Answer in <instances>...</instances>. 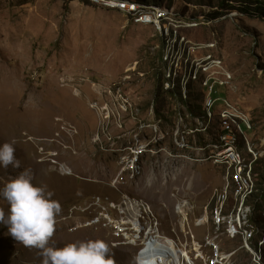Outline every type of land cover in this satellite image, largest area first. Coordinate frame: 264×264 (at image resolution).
Wrapping results in <instances>:
<instances>
[{
  "label": "rangeland",
  "instance_id": "374dc122",
  "mask_svg": "<svg viewBox=\"0 0 264 264\" xmlns=\"http://www.w3.org/2000/svg\"><path fill=\"white\" fill-rule=\"evenodd\" d=\"M121 1L137 13L91 0H0V144H28L36 159L15 150L20 167L0 168V187L30 169L33 184L61 206L50 245L103 240L113 264H142L153 236L154 244L166 240L162 264H182L181 245L164 236L184 245L192 264H264V230L252 222V205L264 196V20L224 17L225 9L216 21L199 19L225 0L115 4ZM232 2L257 13L244 0ZM157 7L178 14V23L170 27ZM139 15L151 22L135 23ZM172 66L183 102L170 98L157 120L156 77L162 72L167 84ZM190 91L202 110L213 104L212 117H191ZM231 124L238 133L224 139ZM39 161L46 163L38 168ZM244 169L252 197L241 196L233 179ZM0 208L7 213L3 199ZM138 227L146 230L142 245ZM38 251L0 224V264H41Z\"/></svg>",
  "mask_w": 264,
  "mask_h": 264
},
{
  "label": "clouds",
  "instance_id": "9594fccd",
  "mask_svg": "<svg viewBox=\"0 0 264 264\" xmlns=\"http://www.w3.org/2000/svg\"><path fill=\"white\" fill-rule=\"evenodd\" d=\"M191 94L193 93L191 92ZM199 99L200 98L198 97V100ZM198 100L192 102L190 95L191 105L194 104L197 107L196 103ZM14 152L15 148L13 143L6 142L0 144V168L8 169L11 166L13 169H16L20 167V161L16 159ZM51 197L52 193L46 191L44 186H36L33 184L31 170L24 169L14 179L0 187V199H3L8 205L7 213L0 208V224L7 227V234L15 241L20 242L29 248L39 250L38 255L42 257L41 264H113L109 246L103 240L68 243L62 247L50 245L49 241L54 233L55 219L61 213L59 202L53 200ZM126 199H130L131 201L135 200L131 198ZM100 202L101 200H97V205H99ZM252 207L254 212V205H252ZM128 211L129 213H133L132 209H129ZM128 211L124 213V215L128 214ZM135 220L137 221L139 219ZM199 221H203L201 226H204L209 223V218L206 216ZM198 222L196 226L200 227ZM136 226H138L137 222ZM145 234L146 230L143 227H138L137 235L138 240L141 241V245ZM164 237L175 241V239L166 236ZM138 252L135 255L136 258L138 257Z\"/></svg>",
  "mask_w": 264,
  "mask_h": 264
},
{
  "label": "bare ground",
  "instance_id": "6f19581e",
  "mask_svg": "<svg viewBox=\"0 0 264 264\" xmlns=\"http://www.w3.org/2000/svg\"><path fill=\"white\" fill-rule=\"evenodd\" d=\"M85 1V0H84ZM91 1H98L99 2V4H103V5H105V6H107V7H110V8H114V9H110V10H117L118 11V8L119 9H121L122 10V12L123 13H125V14H127L128 16H132L134 13H137V5H130L128 2H125V1H121L120 2V4H115V2H113V1H118V0H91ZM88 3H89V1H88ZM138 3V2H137ZM140 4V3H139ZM92 5V4H91ZM126 5H128V6H132V7H128V6H126ZM142 5V4H141ZM115 7H117V8H115ZM140 7V9H143V7L142 6H139ZM155 10L157 11V13H158V17L159 18H163V19H166V21H168L167 23L169 24V26L170 27H172L173 26V24H175V23H178V19H176V16H178V17H180L178 14H174L173 12H170L167 8H159V7H157V8H155ZM125 11H129V12H125ZM151 17H148L147 19H145L143 16H141V15H139V17L138 18H136L135 20H134V22L135 23H137V24H143V23H149V22H151ZM180 21V20H179ZM189 22V21H188ZM167 23H165V22H159L158 24H159V27H162L163 25H166ZM200 23V22H199ZM199 23H197V22H192V23H189L188 25H189V27L190 28H194V29H196V28H199L200 27V24ZM204 25V24H203ZM157 29H159V28H157ZM177 29V28H176ZM175 29V30H176ZM189 29V28H188ZM160 31H162V29H159ZM172 30V29H171ZM192 30V29H191ZM180 33V32H179ZM186 36V35H185ZM166 39H165V41H166V44H167V50H168V53H171V51H172V48H173V46H174V42H173V37H172V35L167 39V37H165ZM186 38V37H185ZM176 42V41H175ZM184 46V45H183ZM216 46V45H215ZM166 47V46H165ZM176 47V46H175ZM210 48V47H209ZM181 50V49H180ZM188 51V50H187ZM186 55V54H185ZM185 57V56H184ZM191 58V57H190ZM185 59V58H184ZM183 59V60H184ZM174 60V59H173ZM186 60V59H185ZM215 61V60H214ZM183 62V61H182ZM182 62H181V59H179V60H176V62H175V65H177V66H180L181 64H182ZM186 63H188L189 64V62L187 61ZM186 63H185V65H186ZM222 63V62H221ZM172 65V64H171ZM221 66V65H220ZM174 67L175 66H172V68H171V70H173L174 71ZM184 67H186V66H184ZM222 72V71H221ZM229 73V72H228ZM176 74H177V72H171L170 74H169V77H170V80H169V82L166 84V82H165V84H166V89H174L175 88V84H174V82H175V80H172L171 79V76L172 75H174V76H176ZM229 75V74H228ZM225 75H223V77H224ZM177 79V78H176ZM167 80V79H166ZM191 80V79H190ZM230 80V79H229ZM180 81H182V78H180ZM211 83V82H210ZM172 84V85H171ZM188 86V85H187ZM213 87V86H212ZM188 92V91H187ZM185 99H186V96H185ZM216 103V102H215ZM199 102H198V106H199ZM210 106V107H209ZM199 108H200V110H202V108L199 106ZM204 111V113L207 115V117H212V113L214 112V109H213V104L211 105H209V103L208 104H206L205 105V107L203 108V110H202V112ZM224 112V111H223ZM227 114V113H226ZM223 116H226L225 115V113H223ZM224 118V117H223ZM235 122V121H234ZM239 126V125H238ZM245 129V128H244ZM244 129H242V130H244ZM233 133H230V134H227L228 136H231ZM234 135V134H233ZM28 136V135H27ZM226 135H224V139H226V137H225ZM0 139H1V137H0ZM2 142H4V140H3V138H2V140H1V143ZM23 146V147H22ZM14 148H15V150L19 153V154H21V155H24V156H27L28 158H29V153H30V151H31V147L28 145V144H21V145H18V146H14ZM233 151L232 152H230V154H232L233 155ZM241 155V154H240ZM240 155H237V156H235L236 158H237V165H239L240 164V167H241V165H242V163H243V161L241 160V157L243 158V156L241 155V157H240ZM234 157V158H235ZM29 161L31 162V164H34L35 162H36V159H30L29 158ZM227 161L230 163V161L227 159ZM40 163H39V165H37V167L38 168H40V167H42L46 162L45 161H39ZM223 162V160H221V161H219V163H222ZM253 163L254 162H251V165H253ZM38 168L37 169H35V171L37 172V173H39V170H38ZM249 176V173L248 172H246V169H244L243 170V172L241 171V172H236L235 174H234V176H233V179H234V181L236 182V184L238 185V188L240 189V191H241V196L242 195H244V196H253L254 194H255V189H253L252 190V182H251V180H249V179H247L246 178V176ZM217 194H219V193H217ZM217 194L214 196V203H215V199H216V196H217ZM264 195V194H263ZM262 195V196H263ZM243 201H245V200H243ZM247 202V201H246ZM246 202H242V203H240L241 204V207L242 208H245V206H246ZM214 203H213V206H214ZM178 207L179 206H177V211L179 212V210H178ZM246 211H247V213H250L251 212V207H247L246 208ZM256 225V224H255ZM257 226V225H256ZM258 237H259V235H258ZM166 243V240L163 238V239H160L159 240V242L157 243V244H154V245H151V248L150 247H144V250L141 252V254H140V261H141V263L142 264H148V257H154L155 256V253H159L160 251H159V248L160 249H162L161 251H163V248L165 247V244ZM148 244H150V243H148ZM148 244H146V245H148ZM162 244H164V245H162ZM145 245V246H146ZM160 245H162V246H160ZM245 250V249H244ZM264 251V250H263ZM169 255H167V256H165V257H168ZM191 256H192V253H191ZM219 258V257H218ZM264 258V257H263ZM192 259L194 260V258H193V256H192ZM262 261H263V259H262ZM194 263L196 264V261L194 260Z\"/></svg>",
  "mask_w": 264,
  "mask_h": 264
},
{
  "label": "trees",
  "instance_id": "16d2710c",
  "mask_svg": "<svg viewBox=\"0 0 264 264\" xmlns=\"http://www.w3.org/2000/svg\"><path fill=\"white\" fill-rule=\"evenodd\" d=\"M136 2V1H135ZM143 2V1H142ZM86 5H91L88 2H85ZM243 3H250L253 4L254 9H256L257 13H254V11L252 10V8L250 6H242V4L240 5V7H236L233 5L232 0H225L221 5V9L222 10H218V8L216 10H212V12H208V14L205 15H201L199 19L201 20H217L219 18H221L224 14H223V10L225 9V15L224 17H226L227 15H231L234 13H239L241 15H248V16H252V15H258L260 18H262L264 20V0H244ZM233 10H237L239 12H233L231 13V11ZM166 39V38H165ZM163 61V59H162ZM260 69H264V67L262 65H259ZM166 79H164V76H162V72H159V75L156 77V85H155V89H154V103L156 105L155 108V113H156V118L159 120H162L165 117V112H169V110L171 109L170 104H173V102H170V98L175 100L178 99L181 102H183L182 98H181V88L179 85H176L174 89H166V85H165ZM220 87V86H218ZM191 95V101L192 102H196L197 100H193L192 99V94L190 92ZM177 101V100H176ZM199 102V101H198ZM198 102L197 107L193 104L191 105V107H189L188 109V113L191 115V117H193L194 119L198 118L200 121L202 120L203 122L207 120V115L202 112L198 106ZM174 115V114H173ZM192 129H198L196 124L193 126ZM210 133H212V129L209 130ZM233 133L234 135L238 133V130L236 127H234L232 124L230 126V128L225 129L222 132V135H227ZM212 138H215L214 136H212ZM222 139V137H221ZM200 140H202V142H199V145H203L206 146V141L203 138H200ZM241 149L244 147L243 143L240 144ZM264 197V196H263ZM263 197L260 198L259 201L254 203V212H253V216H252V221L261 229H264V199ZM256 226V227H257Z\"/></svg>",
  "mask_w": 264,
  "mask_h": 264
},
{
  "label": "built area",
  "instance_id": "2783aa9c",
  "mask_svg": "<svg viewBox=\"0 0 264 264\" xmlns=\"http://www.w3.org/2000/svg\"><path fill=\"white\" fill-rule=\"evenodd\" d=\"M113 2H116L118 3L117 1H113ZM128 6V5H126ZM128 7H132V6H128ZM222 82V81H221ZM221 84V83H220ZM218 84V85H220ZM218 85L216 87L215 90H218ZM227 136V135H226ZM230 159H233L235 160L234 157H230ZM100 201V200H98ZM121 214H124V210L123 212H121ZM256 230V229H255ZM154 242H155V236H153L150 244L146 245L145 247H150L151 248V245H154ZM174 245H181V254H180V257H181V263L182 264H192L190 261H189V256L186 254V249L184 247V245H182L181 243H178L176 240L173 241V246ZM148 264H162L161 262V255L160 253H155V256L154 257H148Z\"/></svg>",
  "mask_w": 264,
  "mask_h": 264
}]
</instances>
